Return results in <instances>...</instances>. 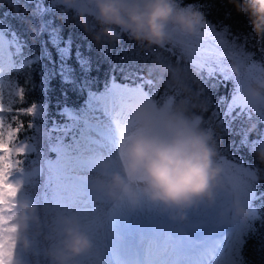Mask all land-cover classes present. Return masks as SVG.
<instances>
[{"label":"trees","instance_id":"trees-1","mask_svg":"<svg viewBox=\"0 0 264 264\" xmlns=\"http://www.w3.org/2000/svg\"><path fill=\"white\" fill-rule=\"evenodd\" d=\"M31 1L33 3L27 5L26 0H0V24L13 30L20 42L19 50L15 52L13 61L4 67L1 78L7 88L15 81L19 92L23 91L22 98L19 94H11L10 98L9 91L3 89L5 108L11 111L2 112L1 116L13 126L17 119L23 121L17 139L26 137L35 143L34 151H25L20 157V167H31L38 162L43 166L44 158L55 154L53 145L63 147L73 144L83 129L80 116L85 94L101 88L113 76L128 82L142 80L141 77L154 81L149 85L142 80V84L149 93L158 90L155 99L161 104L167 100L165 93L173 95V90L178 87V94L174 97L177 101H194L198 105H205L203 109L192 108V112L203 116L206 126L214 129L221 154L239 157L253 168L264 170V164L259 163L253 151L257 145L264 143V117L243 105L227 111L235 89L232 79L225 81L218 74L209 76L206 70L194 69L186 56L182 58L181 48H173L172 44L165 48H140L127 36L118 43L106 40L97 43L73 18V10L65 8L49 24L56 29H53V33L59 37V46L67 51L64 57L68 66H73V69L68 67L69 72H66L73 81L67 83L63 80L66 76L59 72L62 63H49L51 58H62L63 51L59 53L53 48L46 57L42 49L43 42L50 41L42 24L46 15L41 12V7L49 5L51 0ZM182 4L195 5L204 13L206 23L215 26L217 31L226 29L229 41L234 40L238 48L243 47L246 53H253V62L264 65V36H256L249 17L237 12L228 0H182ZM191 39L194 43H211V38L205 36L203 31ZM76 58L85 65L84 70L78 69ZM39 103L42 109L37 105ZM32 105H37L32 115L17 111ZM37 128L46 133L44 138L36 136ZM244 128L246 131H243ZM49 177L50 171L42 168L41 172L21 182L19 191L31 195L37 202L40 221L45 228L35 233L36 241L41 245L50 236L48 225L52 223L54 213L50 208L52 182ZM252 186L251 201L256 205V213L241 223V238L232 248L240 257L241 264H264V171L258 180L254 178ZM42 196H45V200L39 204L38 199ZM191 217L189 213V219ZM33 232L34 226L30 225L21 233V237H30ZM20 242L15 248L16 264H21L23 260L28 264H37L38 258L41 264L45 257H40L39 253L34 256L30 248L22 252Z\"/></svg>","mask_w":264,"mask_h":264},{"label":"clouds","instance_id":"clouds-1","mask_svg":"<svg viewBox=\"0 0 264 264\" xmlns=\"http://www.w3.org/2000/svg\"><path fill=\"white\" fill-rule=\"evenodd\" d=\"M73 10V18L97 43H118L124 36L140 48H165L173 37L201 35L204 13L182 0H59ZM237 12L246 14L256 36H264V0H228ZM226 74L235 82L233 96L239 105L259 113L264 109V75H257L244 87L238 80L244 69L232 60ZM205 105L173 98L170 104L155 105L141 99L129 102L134 126L123 140L122 156L114 166L108 155L97 156L89 190L98 198L137 210L152 205L156 214L174 222H185L197 209H215L223 223H243L250 215L245 197L225 179L223 155L214 129L192 108ZM255 126V125H253ZM264 164V143L254 148ZM259 167L251 175L257 180ZM11 215L17 226L16 244L30 224H40L38 206L30 198H18ZM50 228L47 255L51 264H105L96 236L75 213L57 214ZM103 236L122 240L117 228L107 226ZM13 264H16L13 259Z\"/></svg>","mask_w":264,"mask_h":264},{"label":"snow or ice","instance_id":"snow-or-ice-1","mask_svg":"<svg viewBox=\"0 0 264 264\" xmlns=\"http://www.w3.org/2000/svg\"><path fill=\"white\" fill-rule=\"evenodd\" d=\"M204 35L211 38V43L202 42L194 43L191 37L183 34H177L173 37V48L180 47L182 50V58L186 56L188 62L194 69L206 70L209 76L219 75L223 80L232 79L226 74V61L232 60L239 63L244 71L238 80L239 87H244L250 80L256 78L257 75H264V65L253 62V53H246L243 47L238 48L236 43L226 38L225 29L223 32L217 31L215 26L210 23L203 25ZM199 36V35H198ZM11 53L4 46H0V73L4 71V67L10 63ZM141 79L145 84L152 85L154 81ZM21 98L23 91L18 93ZM178 94V87L173 90V95H168L166 104H170ZM158 90L152 93L144 90V85L140 84L136 87H128L117 85L115 81L106 87L102 93H90V112L86 113L83 119V129L79 139H75L73 144L63 146L59 152L56 161L49 162L50 181L56 183L58 191L62 190L63 195L58 196V214L75 213L82 223L96 236L102 237L105 227L110 226L117 228L119 221L124 214L114 213L106 220L99 216L91 215L85 208H82V201L79 199L82 195L80 183L87 178L83 176L68 177L65 167V160L69 158L73 151L80 153H94L87 159L76 157L77 165L81 169L89 168L93 171L92 161L101 153L108 152L113 160L114 166L118 164L119 158L122 156L123 140L127 132L134 126L129 111V102L133 99H141L148 104L155 105V97ZM239 106L238 99L233 96L231 103L228 105V112ZM11 111L6 109L3 102V83L0 81V113ZM27 115H32L36 111V106L32 105L27 109H17ZM260 115L264 117V109L258 110ZM80 119V118H77ZM107 120V122H106ZM23 127V121L17 119L16 125L6 123L3 116H0V264H13L16 239L15 232L17 226L11 224L13 219L11 215L15 207L16 197L21 189V183L14 182L11 177L14 170H20L22 160L20 157L27 150V145L17 144L18 134ZM31 127V123H29ZM114 131V134H113ZM113 146L116 149L118 160L112 156ZM223 163H227L225 157L222 158ZM229 167L234 169L236 181L232 184L233 188L239 191L243 196L246 195L248 188L250 170L243 166L242 163H233ZM64 173L63 176L60 173ZM64 182H61V181ZM123 205V203H121ZM150 211H154L152 205H146ZM157 236H164L167 232V238L163 239L160 245V253L156 259H152L142 264H207V261L214 255V247L211 244L203 246L199 251L190 253L186 244L181 238H173L170 231H166L162 221H158L153 228ZM126 264H141L139 260L126 262Z\"/></svg>","mask_w":264,"mask_h":264},{"label":"rangeland","instance_id":"rangeland-1","mask_svg":"<svg viewBox=\"0 0 264 264\" xmlns=\"http://www.w3.org/2000/svg\"><path fill=\"white\" fill-rule=\"evenodd\" d=\"M12 6V5H11ZM66 8V6L60 4L59 0H51L49 5L46 7L42 8L41 7V12L46 15V18L44 20V26L47 30V38L49 41L53 44L51 45L50 42H43L42 44V49L46 53V57H49L50 53L52 52L53 48L58 50L59 53L63 51V49L59 46L57 42L58 41V36L57 33H53L54 25H50L49 23H52V20L57 17V14L63 13V10ZM56 16V17H55ZM56 20V19H55ZM56 30V29H54ZM20 42L17 40V38L13 35V33L8 30L5 26H2L0 24V46L6 47L7 51L11 53V61L15 55V52L19 50ZM63 44V48H64ZM67 51H63V57L58 58V59H49L50 64L57 63L56 65H60L62 63V66L60 67V74L66 76L63 78L64 81L67 83H71L73 81L72 78H69L66 72H69V68L73 69V66H68L67 60L65 59L64 55H66ZM60 57V56H59ZM10 61V62H11ZM77 61V66L79 70H84L85 65H82V62L79 61L76 58ZM58 69V66H56ZM2 81V78H0ZM113 80L117 85L121 86H128V87H136L137 85L142 84V80H137L136 82H127L125 80H118L115 78H109L108 84L110 85ZM4 89L8 92V88L6 87L5 83L2 81ZM108 85V86H109ZM106 87V86H105ZM145 90V89H144ZM97 90L94 93H102L104 92ZM146 91V90H145ZM19 92V86L18 84L13 81L9 85V92L8 95L11 98V94L16 95ZM87 102V108L90 112L89 109V103H90V94L86 98ZM39 107L42 109V104L39 103L37 104ZM35 105V106H37ZM41 111V110H40ZM39 111V112H40ZM63 115V113H61ZM1 116V115H0ZM107 122V120H106ZM243 131H246L244 128ZM35 134L39 138H44L46 136V133L40 129H36ZM114 134V131H113ZM17 144H25L27 145V150L26 152L34 151L35 150V143L33 140H29L26 138H21L18 139ZM55 149L56 152H54V156L52 157H47L45 161L43 162V166L39 163L33 165L30 167V165L26 167H20V170H14L11 179L14 182H23L25 180L30 179L33 175L38 174L41 172L42 168H46L50 171L49 168V162L56 161L58 152L61 149L59 145H54L52 147ZM112 156L118 160V156L116 155V149L113 146L112 148ZM94 155V153L90 152H84L82 156H80V153H77L73 151L70 155L69 158H66L64 164L67 169V176L68 177H75L77 175L86 177L87 179L85 181H82L80 183V189L82 190V195H80L79 199L83 202L81 207L85 208L91 215L93 216H99L101 219L106 220L110 215L117 213V214H123V209L125 205L121 204H115L112 203L108 200H105L103 198H98L94 193H92L89 190V182L90 178L92 176V171L89 168H83L81 169L77 165V160L76 157L80 156V159L84 160L87 159L88 157ZM103 155H109L108 152L101 153L98 156H103ZM223 155V154H222ZM223 157L226 158L227 163H223L224 167V176L225 179L232 185L236 181V175L234 174V169L229 167V165L233 163H242L244 167L248 168L250 170V173L252 169H254L252 166H250L248 163L243 161L241 158L236 157V156H225ZM61 176L64 175V173H60ZM255 177L251 175L249 177L248 181V188L246 191V195L244 196L246 199V202L249 205L250 208V215L256 213V205L252 203L251 198H252V192H253V186H252V181L254 180ZM61 182H64L63 180ZM51 194L49 196L50 198V207L54 209L53 217L51 218V222L54 220L55 216L58 214V196L63 195L62 190L58 191L56 188V183L51 184ZM30 198L32 202L37 204V202L34 200V198L27 194V193H18V198ZM39 204H41L45 200V196H42L40 199H38ZM133 213V210H130ZM127 212L126 215L124 214V217L121 218L119 221L118 227H122L125 225H130V216H132L131 212ZM130 213V214H129ZM192 217L191 219L188 218L187 221L185 222H174L169 220L166 216H160V215H153L155 219H152V223H144L146 228H144V224L141 226V230L137 231L138 229H135L132 231L130 234L132 246L130 249V252L128 255H123L122 251L120 250V245H117L118 240H111L108 238H105L104 236L102 237H96V241L98 246L102 249L104 259H105V264H114V251L117 250L118 256H121V261L123 260L124 263L128 261H132L133 258L139 257L141 261H148L152 255L153 252L152 250H156L157 248H160L161 242L163 239H165L164 236H157L153 228L156 225L158 221H162L164 228L166 231H170L174 237L175 235H178L180 232L185 233L186 235H189L191 237L195 238H202L203 241L206 242L207 244H211L214 247V255L207 261V264H241L240 257L236 254V251L232 248V246H235L236 243L240 240L241 238V232H242V224L241 223H223L222 221L219 220L217 216V212L215 209H205L204 211L202 209H197L194 211H191ZM249 215V216H250ZM146 219H151L149 214H146L143 216ZM34 226V232L30 237H24V239L21 237V251H25L29 249L34 256H36L38 253L40 257H45L40 261L41 264H51L50 258L47 255V249L50 244V239L49 237L46 238L44 244H40L36 241V236L35 233L37 231L45 230V228L42 226V223L40 222L39 225L36 224H30ZM36 225V226H35ZM117 227V228H118ZM131 232V231H129ZM147 232L149 233L146 238H142V235ZM23 239V240H22ZM19 240V241H20ZM18 241V242H19ZM156 244V245H155ZM155 248V249H154ZM149 253V254H148ZM150 255L148 258H145L146 256ZM123 255V257H122ZM144 259V260H143ZM36 261L37 264L38 261ZM128 260V261H126ZM21 264H28L26 260H23ZM81 264H92V261L90 259H82Z\"/></svg>","mask_w":264,"mask_h":264},{"label":"bare ground","instance_id":"bare-ground-1","mask_svg":"<svg viewBox=\"0 0 264 264\" xmlns=\"http://www.w3.org/2000/svg\"><path fill=\"white\" fill-rule=\"evenodd\" d=\"M122 211H123V214L126 215V213L129 212L130 210L125 205L124 206V209ZM146 214H149L150 217L152 215L151 219L144 218L143 216L146 215ZM154 214L155 215H158L155 212L150 211L146 206H144V207H142L140 209H137V210H134L133 211L132 216H130V225H128V226L125 225V226H122V227H118L117 228L120 231V233L122 234V236H123V239L122 240H118V242H117L118 243L117 245H120V250L122 251L123 255H128V253L130 252V249H131V246H132V242H131L132 240H131V238H130L129 235L132 233V231H134L135 229H138L137 231H140L141 230V226L144 223L145 224L146 223L151 224L152 223V219H155L153 217ZM145 224H144V228H146L145 227L146 226ZM129 231H131V232H129ZM128 233H130V234H128ZM148 234L149 233L145 232L142 235V238L149 237ZM172 236H173V238L179 237L186 244L190 245V247L188 248V251L190 253H195V252L199 251L203 246L206 245V242L203 241L202 238H199L198 239V238H195V237H191L189 235H186L185 233H181L180 232L178 235H175V237H174L173 234H172ZM165 237L167 238V232H166ZM117 253H118V251L115 250L114 251V262H115L114 264H122L121 261H120L121 256H118ZM159 253H160V248H157L155 251H153L152 254H150L152 256L150 257L149 260L156 259L159 256ZM148 254H147V256L145 258H147V257L150 256ZM123 255H122V257H123ZM133 260H139V261H141L139 259V257H135V258H133ZM142 262L143 261H141V264H142Z\"/></svg>","mask_w":264,"mask_h":264}]
</instances>
